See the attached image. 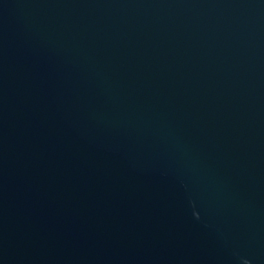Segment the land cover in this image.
I'll return each instance as SVG.
<instances>
[{"label": "water", "instance_id": "obj_1", "mask_svg": "<svg viewBox=\"0 0 264 264\" xmlns=\"http://www.w3.org/2000/svg\"><path fill=\"white\" fill-rule=\"evenodd\" d=\"M0 264H264V0H0Z\"/></svg>", "mask_w": 264, "mask_h": 264}]
</instances>
